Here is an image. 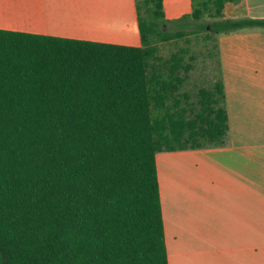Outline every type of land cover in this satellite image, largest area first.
<instances>
[{"label":"trees","instance_id":"obj_1","mask_svg":"<svg viewBox=\"0 0 264 264\" xmlns=\"http://www.w3.org/2000/svg\"><path fill=\"white\" fill-rule=\"evenodd\" d=\"M190 1L135 0L139 46L0 30V264H168L156 156L226 144L218 36L264 29ZM190 36L213 42L207 87L187 46L159 54Z\"/></svg>","mask_w":264,"mask_h":264},{"label":"crops","instance_id":"obj_2","mask_svg":"<svg viewBox=\"0 0 264 264\" xmlns=\"http://www.w3.org/2000/svg\"><path fill=\"white\" fill-rule=\"evenodd\" d=\"M163 1L167 19L191 12L190 0ZM93 11L86 0H0V30L84 40ZM224 14L264 19V0ZM218 45L229 139L156 156L168 264H264V29L219 35Z\"/></svg>","mask_w":264,"mask_h":264},{"label":"rangeland","instance_id":"obj_3","mask_svg":"<svg viewBox=\"0 0 264 264\" xmlns=\"http://www.w3.org/2000/svg\"><path fill=\"white\" fill-rule=\"evenodd\" d=\"M86 1L90 10H94L93 14L96 18L82 19V39H107L108 42L117 44L140 45L133 0ZM170 29H176V27L171 25ZM109 37L112 38L109 39ZM189 40H191V44H187L184 39L175 43L161 44L159 54L168 57L177 48L187 46L189 55L193 58L191 61L193 83L198 87H207L211 84L212 78L218 70L213 42L212 40L205 42L201 36H190ZM250 134H252L250 138H259L258 132ZM187 152H191V150ZM162 155L170 156L168 152H161L157 154V158L160 159Z\"/></svg>","mask_w":264,"mask_h":264}]
</instances>
